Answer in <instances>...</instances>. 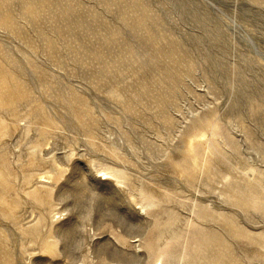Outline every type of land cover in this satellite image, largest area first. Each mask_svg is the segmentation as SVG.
I'll return each mask as SVG.
<instances>
[{
  "label": "rangeland",
  "instance_id": "rangeland-1",
  "mask_svg": "<svg viewBox=\"0 0 264 264\" xmlns=\"http://www.w3.org/2000/svg\"><path fill=\"white\" fill-rule=\"evenodd\" d=\"M0 264H264V0H0Z\"/></svg>",
  "mask_w": 264,
  "mask_h": 264
}]
</instances>
